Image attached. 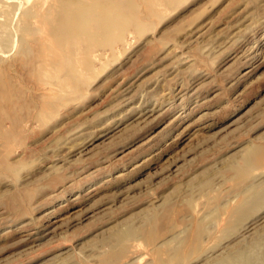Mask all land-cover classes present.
<instances>
[{
  "label": "rangeland",
  "instance_id": "1",
  "mask_svg": "<svg viewBox=\"0 0 264 264\" xmlns=\"http://www.w3.org/2000/svg\"><path fill=\"white\" fill-rule=\"evenodd\" d=\"M44 1L0 0V264H218L264 235V0H112L110 35L91 14L51 45Z\"/></svg>",
  "mask_w": 264,
  "mask_h": 264
},
{
  "label": "bare ground",
  "instance_id": "2",
  "mask_svg": "<svg viewBox=\"0 0 264 264\" xmlns=\"http://www.w3.org/2000/svg\"><path fill=\"white\" fill-rule=\"evenodd\" d=\"M50 4L52 5L51 6L49 5L48 9L45 10L44 12L40 10H35L36 11L35 15L38 17L39 23L41 25V27H39V30L41 28L44 31L43 34H45L46 36H49V39H48L49 42L47 41V38H46L45 41H43L44 44L48 42L51 45L52 40H53L51 39V37L53 36L56 37V35H58L57 37H59V39L56 37L54 38V41L56 39L60 40V36L62 37V35H65L67 32L71 33V34L69 33L71 35L70 39H72V34L76 36L74 37L75 39L77 38L79 39V37H82V34H83L82 32H80V31H83L81 27L82 26L84 27V24H86L88 16L90 20V16L92 15L93 17L96 16V19L99 21V22L97 21L98 23L96 22V24H100V25H97V27L99 28L96 27L98 31L96 29L95 30L96 32H94L92 35L93 36L95 35L108 36L114 31L121 17L120 12H119L120 11L119 4L116 2H113L112 0H52ZM89 22L90 21H88V23ZM86 37H90V36L88 35ZM118 39H121V38H118ZM256 192L257 194L259 193V191H256ZM154 224H155V219L153 220L150 219L149 223H147L148 226L152 225L153 227H154ZM130 229L124 232L122 231V233H119L120 232L119 231L118 232L119 234L116 235L115 243L119 244L124 239H126L128 236L134 235L135 231L130 230ZM142 230H144V228ZM199 233L197 232V234ZM152 235L150 234L151 238H152ZM195 236L197 235L195 234ZM232 249L233 250L230 253H228L225 257L223 258L220 257L221 259L218 261V264H264V235L257 236L252 241H250L248 244H246V246H236L235 248H232Z\"/></svg>",
  "mask_w": 264,
  "mask_h": 264
}]
</instances>
